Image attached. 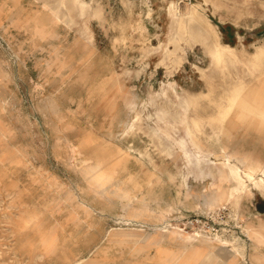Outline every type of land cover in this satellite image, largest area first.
<instances>
[{
    "label": "rangeland",
    "instance_id": "374dc122",
    "mask_svg": "<svg viewBox=\"0 0 264 264\" xmlns=\"http://www.w3.org/2000/svg\"><path fill=\"white\" fill-rule=\"evenodd\" d=\"M263 53L264 0H0V264L263 262L264 194L216 165L264 163V105L224 98Z\"/></svg>",
    "mask_w": 264,
    "mask_h": 264
},
{
    "label": "bare ground",
    "instance_id": "6f19581e",
    "mask_svg": "<svg viewBox=\"0 0 264 264\" xmlns=\"http://www.w3.org/2000/svg\"><path fill=\"white\" fill-rule=\"evenodd\" d=\"M204 15L205 14L199 12V10H197L196 8H193L192 13H191V20L199 19L202 22V24L205 26V28L200 29L201 31L199 33L202 37H205L206 41L207 40L213 41L214 49L212 51V60L214 62L216 69L219 71H223L228 67V63L230 61L235 60V55H234L235 49L233 47L226 46L220 43V36L215 30V25H213L210 21H208V19H206ZM180 26L183 27V24L181 23ZM208 33L210 34L208 35ZM227 94L228 95L224 96V98L228 99V102H229L228 104L230 106H234V105L245 106V105H249L250 103L264 105V79H254L253 81L246 82L243 78H238L233 81L232 89ZM258 96H261V97L257 98ZM180 118L182 122L184 123L186 122L185 114H183ZM195 125H198V122H196ZM187 129H188L187 132L189 133L192 145L196 147L197 149V154L195 156L196 160L200 163L201 156L207 155L205 143L198 137L197 133L193 131V127H191L190 125H187ZM179 144L182 147H184L185 141H181ZM78 150H80V152L83 151V149H78ZM230 171H231L232 180L236 183L235 187L232 189V194L247 195L250 190L247 185L246 179L241 176L239 169L237 167H231ZM96 179L98 180V178ZM247 179L250 182H252L255 185V187L264 191V179L263 178L256 179L253 174L248 173ZM168 233L171 234L170 236L171 239L173 238V239L178 240L179 234L177 232L173 230ZM198 237H200L199 234H196L194 235V238H186L183 240L182 243L191 244L192 241H196ZM199 242H202V244H209L211 247H215L217 245H227V242L223 241L219 237L216 240H213L211 238L199 239Z\"/></svg>",
    "mask_w": 264,
    "mask_h": 264
},
{
    "label": "crops",
    "instance_id": "0c3cea01",
    "mask_svg": "<svg viewBox=\"0 0 264 264\" xmlns=\"http://www.w3.org/2000/svg\"><path fill=\"white\" fill-rule=\"evenodd\" d=\"M216 165H217L218 170H220L221 166H223L224 170H226L229 173V176H227L228 178L229 177L232 178V176H230V173H231L230 168L231 167H237L241 173V176L246 179L247 185H248L250 191L248 192L247 195H239V199L242 197H245V196L253 195V189L257 192L264 194V191L255 187V185L247 179L248 173L253 174L256 179H259V178L264 179V163L262 161L256 159V158H254L253 155L245 154V155H241L240 157H238L236 154H232L230 152H227V153H225L222 160H219V163H217ZM220 176H221V171H217L216 177L220 178ZM224 177H226V175ZM254 208H255V211L258 213V208H256V207H254ZM260 214L264 215V210H262V212ZM196 254L198 255L197 252H196ZM197 255L195 257L191 256V258L194 259L197 257ZM261 256H262L261 259L263 260L264 259V252L261 253ZM246 259H247L248 264H264V261L259 262V263L256 262L257 258L255 260L256 263L253 262V260L255 258H254V256H252L251 253L247 254Z\"/></svg>",
    "mask_w": 264,
    "mask_h": 264
}]
</instances>
